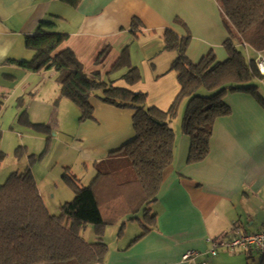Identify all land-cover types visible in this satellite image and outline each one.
<instances>
[{"label":"crops","instance_id":"obj_1","mask_svg":"<svg viewBox=\"0 0 264 264\" xmlns=\"http://www.w3.org/2000/svg\"><path fill=\"white\" fill-rule=\"evenodd\" d=\"M53 16L58 17L56 29L69 34L61 49L73 50L86 74H97L99 80L113 86L146 92L147 104L162 110L171 107L180 90L177 73L169 71L177 52L164 49L162 32L166 28L180 35L186 30L191 33L187 55L194 62L210 51L218 60H225L224 41L229 37L242 51V46L247 48L248 59L253 58L249 46L229 33L220 0H82L78 7L61 0H0V118L7 100L16 101L15 120L26 111L31 121L50 118L43 102L36 100L37 93L53 89L51 98L60 93V103L68 99L61 96L57 69L33 72L14 63L33 58L26 35L33 33L41 20ZM134 17L142 22L137 35L130 31ZM126 47L132 66L142 73L138 84H127L121 78L124 73L115 76L127 68L111 73ZM106 48L108 54L97 63ZM257 85L264 98V78ZM88 100L93 118L82 122L73 118L75 126L70 133L62 139L59 130L54 139L67 146L63 165L70 166L79 179L77 170L88 172L93 165L94 175L87 174L94 178L115 160H123L118 150L135 134L133 108L113 106L97 95ZM225 101L230 112L215 120L209 153L200 161H187L190 137L176 124L173 162L162 174L152 206L158 215L156 228L132 246L110 249L103 264H264V254L255 248H222L215 256L209 253L208 237L225 240L236 233H256L264 225V106L250 92H229ZM186 104L184 99L177 116H184ZM60 112L56 107L51 117ZM3 141L5 138L0 149ZM39 191L45 202V193ZM189 250L199 254L184 260Z\"/></svg>","mask_w":264,"mask_h":264},{"label":"trees","instance_id":"obj_2","mask_svg":"<svg viewBox=\"0 0 264 264\" xmlns=\"http://www.w3.org/2000/svg\"><path fill=\"white\" fill-rule=\"evenodd\" d=\"M61 1L73 7L82 2ZM220 4L229 33L239 36L254 50L264 52V0H220ZM57 19L53 16L41 20L35 31L26 35V45L34 51V56L29 61L14 60V63L33 72L57 69L61 96L79 107L81 122L93 118V106L88 100L93 95L119 108H133L135 134L118 150L124 159L115 160L108 169L99 170L90 185H81L79 179L66 170L63 178L72 186L74 198L62 204L59 215L49 212L40 194L32 171L36 163L34 154H27L26 146H18L15 156L21 158L27 154L28 165L23 171H14L0 186V264H103L108 252L106 243L101 238L95 243L87 242L81 235L83 228L92 223L100 232L117 214L118 211H112L116 204L138 212L143 204L155 201L163 181L162 174L173 162L175 132L170 122L177 116L184 99L187 104L182 132L190 137L189 162L200 161L209 153L215 120L230 112L225 101L227 93L250 92L264 106L256 82L264 76L256 68L254 58L248 59L232 37L224 41L225 60H218L210 51L194 62L187 55L191 42L188 30L185 35L172 28L162 32L164 49L177 52L169 71L177 73L180 84L171 107L162 110L147 104L146 92L113 86L99 80L97 74H86L74 51L61 49L69 34L56 29ZM175 20L185 27L179 18ZM141 29L142 22L134 17L130 31L137 35ZM108 52V48L103 50L96 62L101 63ZM129 59L130 51L126 47L111 73L127 68L121 78L127 84H138L142 79L141 70L132 66ZM202 90L209 94L202 96ZM19 118L31 123L26 111ZM48 130L52 131L50 127ZM47 139L51 147L52 137ZM4 157L0 150V164ZM144 214L143 231L129 246L144 239L158 224V215L150 208H146Z\"/></svg>","mask_w":264,"mask_h":264},{"label":"rangeland","instance_id":"obj_3","mask_svg":"<svg viewBox=\"0 0 264 264\" xmlns=\"http://www.w3.org/2000/svg\"><path fill=\"white\" fill-rule=\"evenodd\" d=\"M242 48L246 55L247 48L245 46H242ZM248 48L251 56L254 58L256 50L252 47ZM126 71L127 70L120 71L116 73L115 76L117 77ZM256 82L258 83L260 80ZM200 93L202 96L209 94L205 90H202ZM52 94L53 89H50L47 92L37 93L36 100L43 102L50 118H32L30 124L22 121L21 118H16L15 120L14 115L17 109L16 101L14 99L6 101L4 116L0 118V142L5 138L3 146L0 149L5 154L4 160L0 164V186L4 184L14 171L25 170L28 165L27 154H34L36 163L32 167V170L38 188H40L46 195L45 204L49 212L54 215H59L62 204L71 201L74 198L72 186H70L63 178L64 171L68 169L67 172L69 175L75 174L70 166L63 165L64 161L68 158L69 151H66L67 146L63 142H54V139L56 138V135L59 134V130L62 131V134H59L62 139L64 138V134L70 133L75 126L73 118L75 119L76 117L77 120L80 118V109L70 99H63L60 103L61 99H58L60 93L59 95L54 96V98H51ZM56 107L61 112L55 113L54 116L59 118H54V116L51 117V111H54ZM62 112L68 116L64 117ZM182 119L183 114L182 118L178 115L172 120L171 127L174 131L177 132V123H179V129L181 128L182 131ZM50 126L52 131L48 130V127ZM49 136L52 137L51 142L53 145L51 144V147L50 145L48 146L47 138ZM20 145L27 147V154L23 155L21 158H17L15 156V150ZM93 168L92 165L88 172L83 169L81 174L80 170H77V173L81 178H78L81 185L88 186L91 184L93 176L90 178V175H94ZM87 173H90V175ZM122 205L123 204H116L112 211H118L117 214H115L114 217L109 220L103 228H101L100 232L96 229L95 224H87L81 233L84 239L87 242L95 243V241H98V239L101 238L102 241L106 243L108 252L110 249L126 248L133 239L142 233L143 227L141 222L145 221L144 211L146 208H150L153 211L152 206H154V203L152 202L150 205H147L146 203L143 204L138 212H133L126 207L122 208Z\"/></svg>","mask_w":264,"mask_h":264},{"label":"built area","instance_id":"obj_4","mask_svg":"<svg viewBox=\"0 0 264 264\" xmlns=\"http://www.w3.org/2000/svg\"><path fill=\"white\" fill-rule=\"evenodd\" d=\"M254 61L257 65L260 74L264 76V52L258 51L257 55L254 57ZM208 242H210L211 248L210 255L215 256L219 249L225 248L229 250L236 249H247V248H255L260 254H264V225L262 229L256 233H236L225 240H215L213 238L208 237ZM199 252L195 250H189L184 255V260H188L196 257ZM196 264H208L207 261H200Z\"/></svg>","mask_w":264,"mask_h":264}]
</instances>
